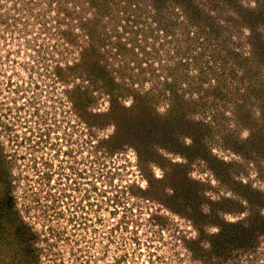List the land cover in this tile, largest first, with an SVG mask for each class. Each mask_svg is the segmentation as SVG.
Wrapping results in <instances>:
<instances>
[{
  "label": "rangeland",
  "instance_id": "obj_1",
  "mask_svg": "<svg viewBox=\"0 0 264 264\" xmlns=\"http://www.w3.org/2000/svg\"><path fill=\"white\" fill-rule=\"evenodd\" d=\"M260 217L264 0H0V264H264Z\"/></svg>",
  "mask_w": 264,
  "mask_h": 264
},
{
  "label": "trees",
  "instance_id": "obj_2",
  "mask_svg": "<svg viewBox=\"0 0 264 264\" xmlns=\"http://www.w3.org/2000/svg\"><path fill=\"white\" fill-rule=\"evenodd\" d=\"M259 219H261V221H262V220H264V217H260ZM227 225H228V224H227Z\"/></svg>",
  "mask_w": 264,
  "mask_h": 264
}]
</instances>
